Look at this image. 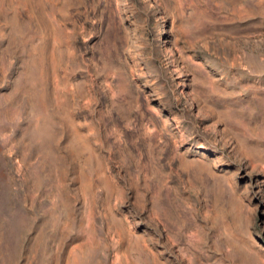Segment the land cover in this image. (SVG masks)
Wrapping results in <instances>:
<instances>
[{"label":"rangeland","instance_id":"374dc122","mask_svg":"<svg viewBox=\"0 0 264 264\" xmlns=\"http://www.w3.org/2000/svg\"><path fill=\"white\" fill-rule=\"evenodd\" d=\"M0 264H264V0H0Z\"/></svg>","mask_w":264,"mask_h":264}]
</instances>
